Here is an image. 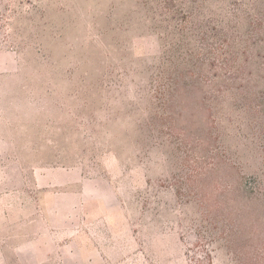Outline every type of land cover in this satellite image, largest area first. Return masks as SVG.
I'll list each match as a JSON object with an SVG mask.
<instances>
[{"label": "rangeland", "instance_id": "374dc122", "mask_svg": "<svg viewBox=\"0 0 264 264\" xmlns=\"http://www.w3.org/2000/svg\"><path fill=\"white\" fill-rule=\"evenodd\" d=\"M166 1L202 0H0V264H238V188L264 217V0H227L201 55L161 37Z\"/></svg>", "mask_w": 264, "mask_h": 264}, {"label": "trees", "instance_id": "16d2710c", "mask_svg": "<svg viewBox=\"0 0 264 264\" xmlns=\"http://www.w3.org/2000/svg\"><path fill=\"white\" fill-rule=\"evenodd\" d=\"M216 1L220 5V11L223 10L224 13L221 12L220 14H217L213 9L210 8V6H208V0H202L196 5H176L168 1H166L164 4H161V6H158L160 15L167 17L164 20H161V22L166 23L164 28H162L160 31L161 37H163L165 34L171 35L173 32L185 34L189 33L190 31V36L189 34L185 35L188 37V50L189 52H198V54L201 55L204 48L203 46H198L199 44L196 45L194 38L195 34H199V36H201L200 38L202 42L207 41L206 38H208L207 36L209 34L206 32L207 30L203 28L206 25L207 20L210 22H220L222 27H225L219 28L220 25L216 23L219 25L214 28L217 35L229 34V31L231 33L234 32L231 31L233 27L231 28L228 22L229 18H227V0ZM240 10L241 7H238L237 11ZM236 15L238 14H233V16ZM175 17H180L181 19L180 22H177L179 23L178 29L172 30V23ZM192 28L195 31L191 30ZM223 41L226 42L225 39H223ZM226 46H229V52L230 54H233V49L235 46L230 44L228 40ZM225 65H227V63H225ZM201 69L203 70L204 67H201ZM190 73L193 74L192 72ZM201 76L202 79L207 78L206 73H202ZM165 77V73L159 76V81H161V84H159L160 88H162L164 82L166 81ZM248 192L251 193V191H248L247 188L245 189L243 187V191L238 188L236 194V197L238 198L235 200L236 202L234 208L227 214V221L230 220L235 225L232 224L231 227L225 230L224 237L227 240L228 250L231 251V254L236 256V261L238 264H264V217L262 214H252L253 209L257 208L259 211L260 209L258 206L253 205L252 198Z\"/></svg>", "mask_w": 264, "mask_h": 264}]
</instances>
